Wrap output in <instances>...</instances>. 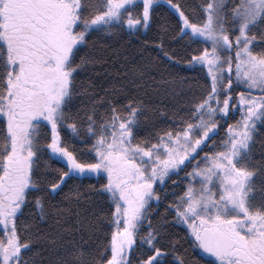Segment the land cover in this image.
I'll list each match as a JSON object with an SVG mask.
<instances>
[{
    "label": "snow or ice",
    "instance_id": "obj_1",
    "mask_svg": "<svg viewBox=\"0 0 264 264\" xmlns=\"http://www.w3.org/2000/svg\"><path fill=\"white\" fill-rule=\"evenodd\" d=\"M0 264H264V0H0Z\"/></svg>",
    "mask_w": 264,
    "mask_h": 264
},
{
    "label": "trees",
    "instance_id": "obj_2",
    "mask_svg": "<svg viewBox=\"0 0 264 264\" xmlns=\"http://www.w3.org/2000/svg\"><path fill=\"white\" fill-rule=\"evenodd\" d=\"M185 75H189V76H191L192 73H185ZM69 207H71V208H75L76 206H75V205H69Z\"/></svg>",
    "mask_w": 264,
    "mask_h": 264
}]
</instances>
